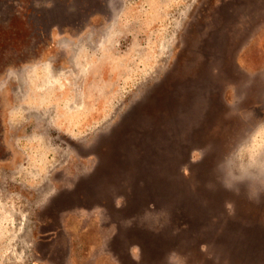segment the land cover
<instances>
[{
	"label": "rangeland",
	"instance_id": "rangeland-1",
	"mask_svg": "<svg viewBox=\"0 0 264 264\" xmlns=\"http://www.w3.org/2000/svg\"><path fill=\"white\" fill-rule=\"evenodd\" d=\"M0 264H264V0H0Z\"/></svg>",
	"mask_w": 264,
	"mask_h": 264
}]
</instances>
